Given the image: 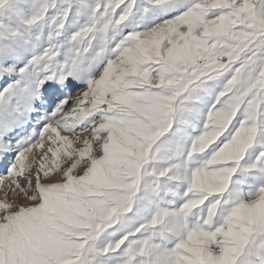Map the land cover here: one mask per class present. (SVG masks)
Returning a JSON list of instances; mask_svg holds the SVG:
<instances>
[{"label":"snow or ice","instance_id":"obj_1","mask_svg":"<svg viewBox=\"0 0 264 264\" xmlns=\"http://www.w3.org/2000/svg\"><path fill=\"white\" fill-rule=\"evenodd\" d=\"M0 264H264V0H0Z\"/></svg>","mask_w":264,"mask_h":264},{"label":"rangeland","instance_id":"obj_2","mask_svg":"<svg viewBox=\"0 0 264 264\" xmlns=\"http://www.w3.org/2000/svg\"><path fill=\"white\" fill-rule=\"evenodd\" d=\"M212 97L202 96L199 100L189 99L184 101L183 107L178 108L177 112L173 118L172 127L169 129L167 133L161 137V140H169L173 143L174 148L173 151L169 152L165 159L156 160L152 162L157 168L164 167L168 163H182L185 160L187 155V150L191 146L192 139L199 135V133L203 129V125L206 119V113L211 106ZM231 127V125H230ZM228 135V132L222 134L221 137H218L217 140L210 145L208 149L205 150L204 153L194 154V159L196 161L197 166L200 162L206 159L211 155L212 151L216 150V148L224 142L225 136ZM255 148H258V145H254L253 149H249L246 152L245 157L242 159L241 163H244L246 160H254V154L249 157V152H253ZM239 173L234 174L233 180L238 177ZM151 179L150 177L148 178ZM172 187H175V182H173ZM230 187L232 185L230 184ZM186 189V184L181 183L178 188H176V192L178 195L172 196L167 195L163 197V202H161V206L172 208H178L182 203L181 195ZM163 196V193H161ZM138 200L133 206V210L126 214L127 216V224L131 227H136L140 223L143 222V217L150 215V211L145 212V208H150L155 205L157 202L155 196L152 194L151 189L145 191L142 188L137 193ZM196 210H193L195 212ZM190 220H194L195 216H191Z\"/></svg>","mask_w":264,"mask_h":264}]
</instances>
